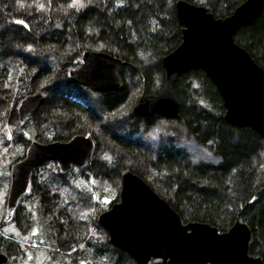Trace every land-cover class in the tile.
Instances as JSON below:
<instances>
[{
	"label": "trees",
	"instance_id": "16d2710c",
	"mask_svg": "<svg viewBox=\"0 0 264 264\" xmlns=\"http://www.w3.org/2000/svg\"><path fill=\"white\" fill-rule=\"evenodd\" d=\"M248 1L82 0L85 7L77 10L78 5L69 7L72 0H23V8L20 0H0V176L25 157L24 143L34 139L67 141L75 134L90 133L96 141L88 171L94 176L92 192L79 188L77 177L68 176L71 184L63 187L54 163L34 171L29 194L35 205L24 210L19 204L15 214L21 227L33 224L30 242L24 245L14 236L0 237V251L10 256L11 264L32 250L38 257L43 250L30 245L46 232L55 246L48 249L49 255L58 260L57 254L71 242L77 246L91 242L92 206L97 205L92 194L107 191L108 178L120 182L125 170L139 173L184 223H209L223 232L237 219L246 222L252 232L250 254L264 261V136L248 124L228 119L221 88L201 66L175 78L177 112L134 111L139 100L160 94L165 58L185 39L179 2L202 7L224 21ZM19 20L28 27L16 23ZM232 38L264 69V7L253 21L234 30ZM85 50L123 60L121 90L83 93L81 87L70 89L60 83L61 76L68 79L69 71L81 66ZM50 56L57 63L48 61ZM39 90L48 98L22 124L19 102ZM50 90L59 94L52 96ZM103 108L110 110L106 119ZM152 135L155 139L147 141ZM8 159L12 163L6 164ZM88 165L74 170L84 175ZM90 210L93 215L86 222ZM35 230L40 232L34 234ZM126 257H119L120 264H126ZM85 259L100 261L94 256Z\"/></svg>",
	"mask_w": 264,
	"mask_h": 264
},
{
	"label": "water",
	"instance_id": "95a60500",
	"mask_svg": "<svg viewBox=\"0 0 264 264\" xmlns=\"http://www.w3.org/2000/svg\"><path fill=\"white\" fill-rule=\"evenodd\" d=\"M263 7L264 0H249L243 14L222 27L202 8L189 5L179 11L182 23L191 24L192 37L165 58L164 85L173 99L171 109L178 111L175 78L201 66L221 88L228 119L234 124H248L264 136V69L228 37L230 31L253 21ZM122 63V59L107 52L85 50L81 66L71 69L69 78L96 92L119 91L123 88L119 73ZM163 92L164 86L161 96ZM45 102L42 91L23 97L18 107L21 122L38 112ZM95 150V139L87 133L76 134L68 141L31 142L26 156L11 169L8 218L15 214L35 169L55 161L65 173L74 165H87ZM121 182L117 201L99 214L98 222L108 231L111 243L127 251L138 264H147L151 258H161L164 264H264L262 257L250 254L252 232L246 222L237 219L223 232L209 223H184L142 176L127 170L122 173ZM8 262L9 257L0 252V264Z\"/></svg>",
	"mask_w": 264,
	"mask_h": 264
},
{
	"label": "rangeland",
	"instance_id": "374dc122",
	"mask_svg": "<svg viewBox=\"0 0 264 264\" xmlns=\"http://www.w3.org/2000/svg\"><path fill=\"white\" fill-rule=\"evenodd\" d=\"M245 6H246V4L243 5V6H241L236 11L235 15L233 17H231L230 19L226 20V21H217L216 20L217 21V24L221 25V27H222L229 20H231V19H237L238 17H240L243 14L244 9H245ZM188 7H189V5L186 4V3H182V2L178 3V9H179L180 12L182 10H184L185 8H188ZM203 10L204 9H202V11ZM191 28H192L191 24L185 23V34H184V38L185 39H184V43L187 42L190 37H192L191 32H190V29ZM232 32L233 31H230L228 33V37L230 39L232 37ZM49 59H51L50 61H53L55 63H57V61H58V60H55V57L54 56H52V57L50 56L48 58V61H49ZM68 76H69V74H68ZM60 79H61L60 80L61 81L60 83L61 84L63 83V85L65 87H68L70 89L73 88V85H75V86L81 87L80 88V91L83 92V93H87V92H94L95 93L96 92V91H94V90H92V89H90V88H88L86 86L72 83L69 78L68 79H64V77L61 76ZM165 85H164V92H163V95L162 96L160 94L158 96L149 98V100H148V98H143V99L139 100L135 104V106H134L135 113L140 114V115H144V114H150V115H152V114H155V113H158V114H168V113H171V112L174 113L175 110L174 109H171V108H173V99H172V96L168 93L167 88H165L166 87ZM39 91H41V90H39ZM50 91H51L52 96H54L56 94L57 95L59 94V93L55 92L54 90H50ZM47 98H48V94H46V99ZM96 104H97L96 106L98 108H100V106H101L102 103L100 104V102H98ZM98 108H97V110H99ZM103 110H104V108H103ZM109 111H110L109 109H106L105 108L104 113L102 112L103 113V116H104V117H102L103 119H106V115H107V113ZM33 115H35V114H33ZM21 123L23 124L25 122H21ZM87 134H90V133H87ZM152 139L154 140L155 139V136L152 135L150 138H147L146 140L150 142V141H152ZM35 140H37V139H35ZM42 143H44V142H42ZM24 144H25L24 148H25V153H26V150H27L29 144L28 145H27V143H24ZM24 148H22L21 153L23 152ZM7 158L10 159V157H7ZM5 163L6 164H8V163L10 164L12 162H11V160H9V161H6ZM12 165L13 164H10V166H8V168L6 169L7 171H6V175L5 176H0V237L3 236V235H5V236H14L15 239H18L24 245H26V244H28L30 242L29 237L31 236V233H33V228H32L33 224L32 225L31 224L29 225V223L26 222V224L23 227H21L19 225L18 221L16 220V217L14 219H12V220L10 219V220L6 221V218H7L6 207H7V200H8L9 189H10V184H11V168H12ZM89 167H90V164L88 165V170L85 172L84 175H82L83 173H81L79 170H76V169L75 170L74 169L71 170L67 174H60V172H58V175H60L61 177H63L62 178V182L64 181L62 183L63 187H65L66 185L71 184V182H69L71 180L68 178V176H70L71 179H75L77 177V179H76V181L78 183L77 186L79 188L80 187H85V188L88 189V191L92 192V190L94 189V176H93V174H90V175L88 174ZM125 171H127V170H125ZM134 173H136V172H134ZM137 174L140 175L139 173H137ZM105 183L106 184H104V185H106L107 191H104L103 194H101V195H95L94 196L92 194L94 203L97 202V205H93L92 206V208L95 211V215H93V210H90L88 212V216H90V218L89 217L84 218L85 219L84 221L87 222V221H89L88 219H90V221H91L92 215L94 216V221L96 223V227H95V223L94 224L92 223L93 224V230L92 231H94V236H96V239H92L93 241L91 240L90 244L92 246H95L96 243H98L99 241H102L98 245L99 248H102L103 247V244L108 242L105 239L101 238L102 234H105L106 233V234L109 235V233L98 222V214L100 212H103V211H106V210L110 209V207L112 206V204L119 197L120 190H119L118 186L120 185V188H121V181L118 182V183H116L115 180H113L111 178H108V181H106ZM30 190H31V188H30ZM30 190H29V192H27V195H29L28 196L29 199H26L24 202L21 203L22 204V207H24V210L27 208L26 207L27 205H28V207H30L31 205H35V202H33V204H32V199H30V197H31V195L29 194L30 193ZM118 190H119V192H118ZM107 200L109 202H106ZM99 204L102 205V206L99 207ZM95 208H98V211H96ZM35 233L37 234L36 230H35ZM42 236H43L42 237L43 239L41 238L42 239V242L41 243H39L38 241L37 242L39 244H42V247L43 248H40L39 246H36L35 244L34 245H30L31 248L33 246V248L36 249V250H38V251L39 250H43V251H39L40 254H39L38 257L35 256V254H34V252L32 250V252L29 251V252H27L24 255L23 254L22 255L20 254L19 256H17L18 259L16 258V262L13 263V264H76L77 263V262H73V259L72 258H64L63 261H60V260H54L53 257H51L50 255H48L47 253L45 254L44 251H48V249H50V248L52 249L55 246H54V241L50 237V234L48 232H46V234L44 233ZM65 236H67V235L66 234L63 235V237H65ZM23 237H25V238H23ZM98 238H100V239H98ZM56 242H57V240H56ZM73 243L74 242H71L70 243L71 245L69 247L65 248V249H67V251H70L71 249H75V248H71ZM107 247H109V246H107ZM31 257H33V258L31 259ZM77 257L78 256H74V258H77ZM125 259H126V264H133V262L131 261L130 258H127L126 257ZM92 261L94 262V260H92ZM100 261H98L96 263H92L90 261V263L91 264H104L105 263V262L104 263H101ZM9 264H11V263H9ZM107 264H114V262L107 263Z\"/></svg>",
	"mask_w": 264,
	"mask_h": 264
},
{
	"label": "flooded vegetation",
	"instance_id": "af4514ba",
	"mask_svg": "<svg viewBox=\"0 0 264 264\" xmlns=\"http://www.w3.org/2000/svg\"><path fill=\"white\" fill-rule=\"evenodd\" d=\"M31 184H32V178H31ZM31 198H33V194L31 195L30 199ZM26 199H29V197L28 198H24L22 200V202H24ZM36 232L39 233L40 231L37 230ZM5 237H7V236H5ZM23 238H25V237H23ZM101 238H103L106 241H108L107 243L103 242L104 244H103L102 248H99V246H98L99 243L102 242V241H99L98 243H96L95 246H92L90 244V242L85 243V244H83L81 246H77L75 243H73L71 248H75V249H71L70 251H67V249H66L65 251L60 252V254H57V257L60 258L59 259L60 261H63L64 258H72L73 262H77L76 264H80V261H82V260L87 261L88 263H90L85 258L94 256V257H97L98 259H100L101 263L105 262L107 264V263L114 262V264H120L119 257H121L123 255V256H127L128 258H130L131 261L133 262V264H138V262L128 252L118 248L113 243H111L110 237H109L108 234H106V233L102 234ZM92 239H96V236H94V234L91 236L90 240H92ZM98 239H100V238H98ZM37 241L39 243H41L42 239L37 238V240H36V242L34 244L36 246H39L40 248H43L42 244H39ZM58 246H59V244H58ZM107 246H109V248ZM59 247H61V246H59ZM110 248H112V249H120L121 250V251L113 250L114 251L113 254H114V256H117V258H115L113 256V254L110 252V250H108ZM60 250H63V249H58L57 251L59 252ZM45 253H47L49 255V251H45ZM74 256H78V257L74 258ZM51 257H53V255H51ZM53 259L54 260H58V259H55L54 257H53ZM147 264H164V263L162 262V260L160 258H151Z\"/></svg>",
	"mask_w": 264,
	"mask_h": 264
},
{
	"label": "snow or ice",
	"instance_id": "6c2138e0",
	"mask_svg": "<svg viewBox=\"0 0 264 264\" xmlns=\"http://www.w3.org/2000/svg\"><path fill=\"white\" fill-rule=\"evenodd\" d=\"M49 3H51V0H49ZM77 5L79 6L77 10H79V8H84L85 7V4L82 2V0H72V3L69 5V7H77ZM19 6L21 8H23L25 6L23 0H20ZM39 8L40 9H43L44 8V5L43 4H40L39 5ZM16 23L23 24L25 27H28V25L25 23L24 20L16 21ZM34 234H35V232H34ZM80 264H87V261L82 260V261H80Z\"/></svg>",
	"mask_w": 264,
	"mask_h": 264
},
{
	"label": "bare ground",
	"instance_id": "6f19581e",
	"mask_svg": "<svg viewBox=\"0 0 264 264\" xmlns=\"http://www.w3.org/2000/svg\"><path fill=\"white\" fill-rule=\"evenodd\" d=\"M227 39H228V37H227ZM229 40V39H228ZM35 140V139H34Z\"/></svg>",
	"mask_w": 264,
	"mask_h": 264
}]
</instances>
